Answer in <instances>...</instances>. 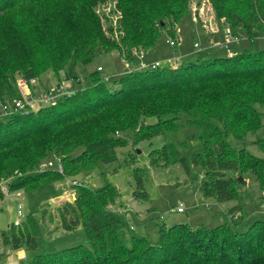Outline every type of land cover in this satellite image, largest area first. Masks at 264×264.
Here are the masks:
<instances>
[{"label":"trees","instance_id":"1","mask_svg":"<svg viewBox=\"0 0 264 264\" xmlns=\"http://www.w3.org/2000/svg\"><path fill=\"white\" fill-rule=\"evenodd\" d=\"M210 1L217 18L234 33H246L251 42L264 37V0ZM99 2L104 0H0V100L21 98L17 75L30 81L52 71L78 86L51 106L0 120V183L13 178L7 185L12 192L45 189L100 163L116 162L117 150L127 145L116 133L130 130L140 143L178 132L184 116L203 147L192 163L202 170L204 198L237 204L225 225H162L157 243L132 233L128 248L121 235L126 228L134 231L128 213L109 208L121 192L105 181L96 190L78 187L72 201L56 208L59 229L70 233L83 228L89 245L39 253V230L31 216L25 228L9 226L2 240L14 250L36 252L28 264H264V221L240 231L236 220L245 215L234 175L259 176V158L230 143L243 142L264 127V113L258 110L264 108V50L135 69L112 84L93 72L82 86L78 69L96 57L115 53L135 63L136 51L156 50L162 35L176 36L178 25L189 17L188 0H118L121 16L114 28L106 15L96 13ZM15 11L22 14L14 23L12 16L5 19ZM150 118L156 122L148 124ZM51 156L61 158L63 174L38 172ZM149 159L152 168L180 165L190 172L188 159L174 144L152 150ZM147 170H134L136 200L150 199Z\"/></svg>","mask_w":264,"mask_h":264},{"label":"rangeland","instance_id":"2","mask_svg":"<svg viewBox=\"0 0 264 264\" xmlns=\"http://www.w3.org/2000/svg\"><path fill=\"white\" fill-rule=\"evenodd\" d=\"M117 3L118 0H104L94 7L97 14H104L112 21L114 28H117V19L121 16V13L117 11ZM188 10L189 17L182 20L178 25L176 36L172 37L164 33L156 48L157 52L149 55L148 61L159 59L164 66L176 67L180 62L194 59L200 55L230 57L244 50H264V37L251 42L244 32L238 35L240 40L232 41L226 48H219L218 45L226 43L225 31L227 30L232 34L234 31L223 29L225 22L217 18L211 1L188 0ZM15 12L5 19L12 16L14 20L12 23H14L22 14V12ZM12 23H8L7 27ZM217 25L220 27L219 32L210 33L212 27ZM172 41L177 43L176 47L170 46L169 43ZM196 43L200 45V50L195 48ZM143 52L148 53L147 51ZM179 57V63L175 64V61L170 63ZM138 63V57L135 58V63H128L115 53L102 54L96 57L90 65L79 68L78 75L82 86L89 83V75L93 72H99L104 79H109L110 84H112L125 74L135 70ZM100 68L103 71H99ZM21 79L22 77L17 75V80ZM35 80V92L50 90L59 86L72 87L74 91L78 88L74 82L66 81L63 75L59 76L52 71L42 74L39 79ZM6 100H1L0 104ZM40 108L36 107L34 112L39 111ZM258 110L264 113V108ZM155 122V118L147 120L148 124ZM179 124L181 127L176 133L156 136L140 143L133 141L134 135L130 130L124 133H116V137L125 140L123 144H127L117 150L116 162L111 164L100 163L91 172L82 171L73 178H66L45 189L30 192L25 190L12 192L9 190L8 194L3 189L8 187V183L13 178L2 180L0 183V264H28L34 259L36 252L25 248L14 250L11 246L6 245L1 235L17 220L21 222L19 228H25L30 216L37 223L34 228L39 230L37 251L39 253H54L77 245H89V238L83 228L70 233H65L59 229L56 208L66 201L73 200V197L64 193V188L73 179L79 182L87 181L88 184L84 183L82 187L90 190L103 187L105 181L112 183L119 189L120 198L114 206L109 208L120 214L128 213V222L131 227L133 226L134 231L126 228L121 233L128 248L132 247V233L147 237L153 244L157 243L162 225L171 227L176 224H189L192 229L199 227L212 229L229 223L227 213L237 203H218L213 199L204 198L199 189L203 180L202 170L192 163L193 156L203 151L201 142L195 137L198 131L187 124L184 116L180 118ZM230 143L236 150L245 148L249 154L259 158L256 166L259 176L251 172L244 175H234L237 178L242 177L247 182L246 185L239 187L240 203L243 207L245 220H241L238 218L239 215H236V220L241 223L239 230L244 231L255 222L264 221V127L257 133L248 135L243 142L230 139ZM167 144H174L188 159L190 163L189 173L180 165L168 168H152L149 159L151 151L161 149ZM82 151V148L78 149L73 156L77 157ZM52 159H55V156H51L44 162ZM138 167L148 169L145 180L146 191L150 194L148 201L136 200L133 197L136 185L134 170ZM19 195L21 196L19 197ZM19 205L23 208V217L18 216ZM178 207H183L185 213H177ZM171 210H174V213Z\"/></svg>","mask_w":264,"mask_h":264},{"label":"built area","instance_id":"3","mask_svg":"<svg viewBox=\"0 0 264 264\" xmlns=\"http://www.w3.org/2000/svg\"><path fill=\"white\" fill-rule=\"evenodd\" d=\"M225 35L227 37L226 43L224 45H218L219 48H226L228 44H230L232 41L238 40V37L232 34L229 31H225ZM170 45L174 47L176 44L174 41L170 42ZM196 49H200V45L198 43L195 44ZM135 57L139 58V63L137 64V70H148V69H156L163 66V63L160 61L153 62L151 64H148L145 62V53L142 51H136ZM99 71H102L100 68ZM106 81H109V79H105ZM18 90L20 92L21 98L19 99H10L6 100L5 102H2L0 105V119H6L9 118L15 114H29L30 112H33L36 107H46L51 106L55 103H57L62 98L71 95L73 93L72 87H65V86H59L54 89L50 90H44L41 92H35L34 87L36 86V80L32 79L30 81L21 79L17 83ZM1 101V100H0ZM49 169H55L59 173H64V167L61 158H55L47 162H42L39 165L38 172H44ZM84 183H87V181L79 182L77 180H71L68 182V186L64 188V193L67 196L73 197V199L76 196V189L78 187H82ZM5 193L9 194V188L6 187L3 189ZM21 195H19L20 197ZM177 213H185V209L183 207L177 208ZM172 213H174V210H171ZM18 216L23 217V208L21 205L18 206ZM14 225L16 227L21 225V222L19 220L14 222ZM133 230V226L131 227Z\"/></svg>","mask_w":264,"mask_h":264},{"label":"crops","instance_id":"4","mask_svg":"<svg viewBox=\"0 0 264 264\" xmlns=\"http://www.w3.org/2000/svg\"><path fill=\"white\" fill-rule=\"evenodd\" d=\"M223 29L225 30V29H229V30H231L232 31V29H231V27L229 26V25H223ZM219 29H220V27H219V25H217V26H214V27H212V31L210 32V33H218L219 32ZM234 33V32H233ZM240 33H242V32H237V33H234V35L235 36H237L238 37V35L240 34ZM239 39V38H238ZM223 40V39H222ZM240 40V39H239ZM170 44V43H169ZM171 46V45H170ZM177 46V44L174 46V47H176ZM200 50V49H199ZM154 52H157L156 50H154V51H151V52H148V53H146L145 54V62L146 63H148V64H151V63H153V62H156V61H161V60H159V59H155V60H153V61H148L147 59H148V56L149 55H152V53H154ZM198 52H200V51H198ZM179 59H180V57L177 59L176 58V60H172L170 63H173L174 61L176 62L175 64H177V63H179L180 61H179ZM134 66H135V64H134ZM103 71V70H102ZM24 257V256H23Z\"/></svg>","mask_w":264,"mask_h":264},{"label":"water","instance_id":"5","mask_svg":"<svg viewBox=\"0 0 264 264\" xmlns=\"http://www.w3.org/2000/svg\"><path fill=\"white\" fill-rule=\"evenodd\" d=\"M237 182L240 183L241 185L247 184V182L242 177L237 178Z\"/></svg>","mask_w":264,"mask_h":264}]
</instances>
